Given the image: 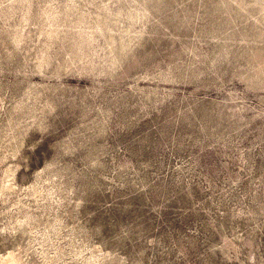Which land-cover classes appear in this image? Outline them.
Returning <instances> with one entry per match:
<instances>
[{
    "label": "rangeland",
    "instance_id": "rangeland-1",
    "mask_svg": "<svg viewBox=\"0 0 264 264\" xmlns=\"http://www.w3.org/2000/svg\"><path fill=\"white\" fill-rule=\"evenodd\" d=\"M0 264H264V0H0Z\"/></svg>",
    "mask_w": 264,
    "mask_h": 264
}]
</instances>
